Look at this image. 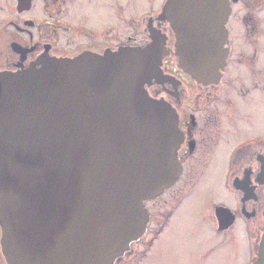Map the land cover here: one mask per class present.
<instances>
[{
	"label": "water",
	"instance_id": "1",
	"mask_svg": "<svg viewBox=\"0 0 264 264\" xmlns=\"http://www.w3.org/2000/svg\"><path fill=\"white\" fill-rule=\"evenodd\" d=\"M176 67L217 84L226 66L227 0H167ZM165 49L40 58L0 75V228L7 264H120L145 235L144 202L179 178L177 114L149 97ZM216 229L232 213L214 210ZM251 264H264V236Z\"/></svg>",
	"mask_w": 264,
	"mask_h": 264
},
{
	"label": "flooded vegetation",
	"instance_id": "2",
	"mask_svg": "<svg viewBox=\"0 0 264 264\" xmlns=\"http://www.w3.org/2000/svg\"><path fill=\"white\" fill-rule=\"evenodd\" d=\"M166 1L0 0V75L27 70L44 57L72 59L83 54H113L127 47L144 48L156 36L165 49L161 67L168 79L146 90L149 97L166 101L176 111L183 136L176 152L181 166L179 178L155 200L174 189L178 196L187 197L197 187L200 175L217 172L211 167L228 161L222 185L235 198V208L227 209L234 217L232 226L238 219L244 222L250 241L251 264L257 244L264 236V133L261 140L250 139L251 143L229 149L226 155L223 146L229 136L224 138L221 130V110L217 103L221 101L220 90L225 88L239 90L259 107L257 94L264 93V0H227L230 11L224 24L226 66L215 86L204 87L176 67L175 34L169 23L161 19ZM227 116L232 117L229 113ZM183 199L181 197L178 203ZM155 200L144 202L149 222L145 235L130 251L134 256L142 242L153 248V241L164 232L165 222L178 206L177 203L166 207L158 223L153 211L147 209V204ZM0 264H7L1 228Z\"/></svg>",
	"mask_w": 264,
	"mask_h": 264
},
{
	"label": "rangeland",
	"instance_id": "3",
	"mask_svg": "<svg viewBox=\"0 0 264 264\" xmlns=\"http://www.w3.org/2000/svg\"><path fill=\"white\" fill-rule=\"evenodd\" d=\"M219 95L221 101L217 104L221 110V130L224 138L229 136L225 139L228 143L223 146V152L227 155L229 149L251 143L250 139L261 140L264 133V93L257 94L261 109L255 100L244 97L239 90L223 88ZM252 111L255 116H252ZM227 113L232 117H228ZM231 132L235 134L229 135ZM225 163L227 172L229 163ZM225 163L211 167L217 172L197 174L200 181L187 197L178 196L177 189H174L155 202L148 203L147 209L153 211L159 223L166 213V207L177 204L184 197L165 224L164 232L153 241V248L142 242L139 246V252H142H137L135 256L130 253L124 264H249L251 249L244 222L238 219L230 231L219 232L213 218L216 207L235 208V198L222 185Z\"/></svg>",
	"mask_w": 264,
	"mask_h": 264
},
{
	"label": "trees",
	"instance_id": "4",
	"mask_svg": "<svg viewBox=\"0 0 264 264\" xmlns=\"http://www.w3.org/2000/svg\"><path fill=\"white\" fill-rule=\"evenodd\" d=\"M165 224H166V222H165ZM164 226V225H163ZM160 232H161V229L159 230ZM123 264H124V262H123Z\"/></svg>",
	"mask_w": 264,
	"mask_h": 264
}]
</instances>
